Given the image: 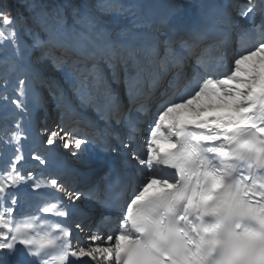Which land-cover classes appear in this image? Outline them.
<instances>
[{"label":"snow or ice","instance_id":"obj_1","mask_svg":"<svg viewBox=\"0 0 264 264\" xmlns=\"http://www.w3.org/2000/svg\"><path fill=\"white\" fill-rule=\"evenodd\" d=\"M20 7L0 0V264H264V0L171 2L147 24L143 0ZM53 104L61 123L26 159L24 119ZM149 106L137 151L132 113ZM78 108L105 130L68 131L93 123Z\"/></svg>","mask_w":264,"mask_h":264},{"label":"rangeland","instance_id":"obj_2","mask_svg":"<svg viewBox=\"0 0 264 264\" xmlns=\"http://www.w3.org/2000/svg\"><path fill=\"white\" fill-rule=\"evenodd\" d=\"M59 1H60L61 5L66 3V2H69V0H59ZM166 1H167V3L175 2V3L179 4L184 9H187L190 6L189 0H166ZM166 1L165 0H158V1H155V0H143V2L145 4L149 5V7L145 8L144 11H143L144 16L147 15V13H148V15L153 13V14H155L157 16V15L161 14L162 12H164L166 5H168L166 3ZM36 2L38 4L44 6V4L41 1L36 0ZM70 2L73 3V4H79V3H82L83 0H70ZM89 2L90 3H96L97 0H89ZM120 2L127 4V3L131 2V0H120ZM56 7H57V5H55V3H52L51 5H49V7H45V10L51 12ZM94 13L97 14V16L99 17L100 20L101 19L102 20H106V21H108L110 23H114L115 22L117 25L113 26L112 29H115L120 24H122L123 27L127 26V24H129L131 22V20H132L131 17L122 16L121 13L118 12V11H112V12H110L108 14H104V13H101L99 11H95L94 10ZM144 16L142 15V19L138 20L137 23H140V24L144 23L145 22ZM143 20H144V22H143ZM119 27H121V26H119ZM36 31H39V30L37 29ZM9 91L11 92V85H9ZM94 96L96 97L97 100H99V98L101 97L100 94H94ZM76 104L78 105L79 101H76ZM88 109H90V108H88ZM78 110L80 111L81 108H79ZM90 110H92V109H90ZM48 112H50L52 114V115H50V119H51V116H52V119H53L52 121L49 122V124L46 121L47 116L45 117V112L39 114V118L38 119L36 118L34 121H32L31 118L26 117L24 119V122H23V126H24L25 131L28 132V130L31 127L32 132H34L38 136H41L40 129H41V127L43 125H47L48 127L54 129L57 124L61 123V120H60L57 112L55 111V105L54 104L49 107ZM65 118H67V117H65ZM39 148H41L40 150L43 151V146H41V147L39 146ZM39 148H38V150H39ZM42 154H44V153H42ZM6 155H7V153H6Z\"/></svg>","mask_w":264,"mask_h":264},{"label":"bare ground","instance_id":"obj_3","mask_svg":"<svg viewBox=\"0 0 264 264\" xmlns=\"http://www.w3.org/2000/svg\"><path fill=\"white\" fill-rule=\"evenodd\" d=\"M199 3V0H198ZM190 10L193 12L195 11V6H190ZM149 23V22H148ZM147 24V23H146ZM121 94V93H120ZM99 116V114H97ZM67 125L66 128H68L69 131H73V132H77V133H81L82 130L80 127L77 128V125H72L71 123V119H68L66 121ZM28 125V124H27ZM29 134V131L27 132ZM34 142H39V138L34 137L33 139ZM24 148H25V157L27 155V152L29 150V148H27L26 142L24 141ZM101 153V151L99 150L98 147H96L95 145H91L89 148V155L92 157H97L99 154ZM96 160H100L99 158H95ZM34 168V167H33ZM32 168V169H33Z\"/></svg>","mask_w":264,"mask_h":264},{"label":"trees","instance_id":"obj_4","mask_svg":"<svg viewBox=\"0 0 264 264\" xmlns=\"http://www.w3.org/2000/svg\"><path fill=\"white\" fill-rule=\"evenodd\" d=\"M41 1L45 7H49L52 3H55V5L60 6L58 0H39ZM4 3L11 6V9L13 11V14H17L20 12H23V9L20 7V0H4ZM41 37H43V33H40Z\"/></svg>","mask_w":264,"mask_h":264}]
</instances>
